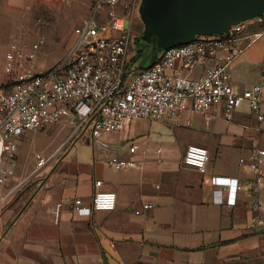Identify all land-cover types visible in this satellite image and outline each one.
Wrapping results in <instances>:
<instances>
[{
    "label": "crops",
    "instance_id": "1",
    "mask_svg": "<svg viewBox=\"0 0 264 264\" xmlns=\"http://www.w3.org/2000/svg\"><path fill=\"white\" fill-rule=\"evenodd\" d=\"M239 36L244 51L230 73L235 89L243 91L264 74V23L243 22ZM5 53L0 55L3 68ZM154 61L134 67L130 59L129 66L140 71ZM3 72L0 80L7 77L8 86L10 76ZM196 115L202 121L194 122ZM142 121L126 124L118 130L120 139L110 143L121 157L138 162L122 169L110 166L107 153L95 151L88 135L74 136L72 122L56 123L70 129L43 155L51 160L41 168L36 161L29 171H10L0 185V264H264V229L250 228L254 214L264 215V183L255 208L245 187L255 174L240 163L242 157L251 159L255 145L264 147V120L244 104L232 120L222 107L166 117L155 121L162 128L151 137L141 135ZM152 137L159 140L156 148ZM192 144L209 150L205 172L184 162ZM157 148H162L159 156ZM31 177L35 184L23 185ZM97 180L103 190L116 192L114 210L93 208ZM222 184L226 187L217 193ZM147 203L153 207L144 208Z\"/></svg>",
    "mask_w": 264,
    "mask_h": 264
},
{
    "label": "built area",
    "instance_id": "2",
    "mask_svg": "<svg viewBox=\"0 0 264 264\" xmlns=\"http://www.w3.org/2000/svg\"><path fill=\"white\" fill-rule=\"evenodd\" d=\"M136 3L137 0H95L92 13L74 28L75 38L66 55L48 69L37 67L38 42L8 47L4 70L10 79L8 88L0 93L1 165L3 161L10 166L17 164L18 140L26 132L61 120L74 124V136L84 139L88 135L95 151H105L109 165L116 169L136 167L138 162L121 157L102 137L136 119H178L183 111L207 113L222 107L226 118L232 120L233 114L246 104L258 121L264 120V74L243 91L232 84L231 66L244 51L239 36L243 23L224 32L198 34L188 43L166 48L153 64L136 71L128 60L131 29L119 11L127 9L131 24ZM101 6L106 7L104 16H99ZM251 20L264 23V13ZM194 67L202 68L204 74L186 75ZM156 153L159 156L162 148H157ZM36 159L41 168L51 157L37 154ZM209 159L208 148L197 144L189 145L184 155L185 164L201 172L206 171ZM240 163L247 164L255 174L245 187L258 208L257 195L264 183V147L255 145L251 159L242 157ZM1 165L0 183L6 178L1 174L7 172ZM95 185L93 208L114 210L116 192L103 190L102 180ZM225 187L222 184L216 192L221 193ZM75 208L89 211L79 205ZM250 228L264 229L262 213L251 217Z\"/></svg>",
    "mask_w": 264,
    "mask_h": 264
},
{
    "label": "rangeland",
    "instance_id": "3",
    "mask_svg": "<svg viewBox=\"0 0 264 264\" xmlns=\"http://www.w3.org/2000/svg\"><path fill=\"white\" fill-rule=\"evenodd\" d=\"M127 1L130 2L131 0ZM140 3L141 0H137L131 24L127 17V9L125 8L124 12H121L126 17V27L130 26L131 29L128 60H132L134 67H144L154 61L156 55L160 53L158 46H161V41L166 42L168 40L164 32L156 28L152 22H147L144 19L140 11ZM94 4L95 0H18L12 1V3L7 0L6 2L0 0V23L2 22L0 28L2 51L0 48V55H4L13 43L30 45L33 42H38L40 44L36 61L38 69L45 70L52 67L66 55L72 46L74 28L92 13ZM5 11H7L6 15H4ZM105 11L106 7L101 6L99 16H104ZM197 70L199 71L200 67L192 68L190 72H186V75L196 77L193 71ZM3 71V64L0 60V74L3 75ZM6 80L7 77L3 82L0 80V91L8 87L5 84ZM140 119L145 120L140 124L141 135L150 134L151 137L152 134H160L162 126L155 122H161L160 120H151L153 124L150 127V119H147L148 121L146 118ZM192 119L194 122L196 120L202 121L200 115H196ZM218 122L224 125L226 121L218 120ZM69 129L70 127L61 123L47 126L41 130L26 132L24 138L18 140L20 150L17 164L10 166L3 161L1 165L3 169L7 170L6 174H1V176H6L4 182L10 171L23 172L34 168L37 154H49L67 135ZM120 135L118 130L112 131L105 134L103 140L111 143L113 140H119ZM159 144V140L151 138L150 145L156 148ZM165 144L171 145V143ZM33 178L24 181L23 185L35 184ZM4 182L0 185H3Z\"/></svg>",
    "mask_w": 264,
    "mask_h": 264
},
{
    "label": "water",
    "instance_id": "4",
    "mask_svg": "<svg viewBox=\"0 0 264 264\" xmlns=\"http://www.w3.org/2000/svg\"><path fill=\"white\" fill-rule=\"evenodd\" d=\"M140 11L168 37L158 46L163 51L261 16L264 0H142Z\"/></svg>",
    "mask_w": 264,
    "mask_h": 264
},
{
    "label": "bare ground",
    "instance_id": "5",
    "mask_svg": "<svg viewBox=\"0 0 264 264\" xmlns=\"http://www.w3.org/2000/svg\"><path fill=\"white\" fill-rule=\"evenodd\" d=\"M0 165H1V161H0Z\"/></svg>",
    "mask_w": 264,
    "mask_h": 264
}]
</instances>
